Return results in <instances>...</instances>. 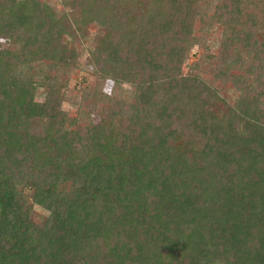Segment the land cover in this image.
Segmentation results:
<instances>
[{
	"label": "trees",
	"instance_id": "trees-1",
	"mask_svg": "<svg viewBox=\"0 0 264 264\" xmlns=\"http://www.w3.org/2000/svg\"><path fill=\"white\" fill-rule=\"evenodd\" d=\"M61 4L0 0V264H264V0Z\"/></svg>",
	"mask_w": 264,
	"mask_h": 264
},
{
	"label": "rangeland",
	"instance_id": "rangeland-1",
	"mask_svg": "<svg viewBox=\"0 0 264 264\" xmlns=\"http://www.w3.org/2000/svg\"><path fill=\"white\" fill-rule=\"evenodd\" d=\"M43 1H47L57 11L62 10L61 0H43ZM214 7H215V3L211 7V9L208 11L209 14L213 12L212 8ZM210 33L211 34L207 37V44L210 47V52L215 54L216 49L221 40L220 38H221L222 33L220 29L210 32ZM102 34L103 32L101 31L100 26L97 25L95 22H91L87 25V28L85 29V32H84V36L80 37L79 39L73 42V46L77 49V52L79 54L78 64L80 66V70L78 71V73H74L70 77L69 87H70L71 92L73 91L72 95L73 93L78 92L77 88L79 86V81H81L80 78L84 75H87L88 71L91 68V66L87 63L88 50L91 49L95 45L98 36H101ZM199 54H200V49L197 47H194L190 52V55H189L190 57L187 60V63H191L192 61L196 60L199 57ZM184 67L186 69V66ZM111 84H112L111 81L105 82L104 90L109 92ZM45 95L46 94H45L44 88L36 89L35 99L37 101L42 102L45 98ZM62 106L65 110L69 111L72 114H75L78 111V107L74 106L70 101L69 102L65 101ZM87 116L89 119H93V121H95L98 118L94 114H89ZM85 120L88 121L87 119ZM45 215H46V212L42 210L41 208L37 207L34 211V218H36L38 221L41 220V218L44 217Z\"/></svg>",
	"mask_w": 264,
	"mask_h": 264
}]
</instances>
